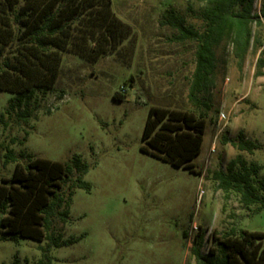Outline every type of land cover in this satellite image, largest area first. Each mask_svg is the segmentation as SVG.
<instances>
[{"label": "rangeland", "instance_id": "1", "mask_svg": "<svg viewBox=\"0 0 264 264\" xmlns=\"http://www.w3.org/2000/svg\"><path fill=\"white\" fill-rule=\"evenodd\" d=\"M110 1L136 40L128 65L112 53L96 62L63 53L53 89L35 95L27 121L7 110L15 94L0 90V180L12 175L15 162H6L12 150L22 164V152L68 163L77 155L88 166L82 179L89 184L73 189L67 221L53 220L54 232L74 243L12 241L0 231V264H195L189 249L198 227L206 231L202 253L213 230L264 232V209L242 205L235 193L226 198L214 178L237 154L259 164L257 177L264 178V75L255 76L257 59L264 58V22L262 47L251 40L241 68L229 40L215 49L206 94L212 107L192 160L195 174L141 152L140 145L151 106L195 111L187 99L195 43L172 41L176 31L158 21L168 9L196 29L201 21L186 11L187 0ZM259 9L255 0L253 12ZM251 30L253 37L257 27ZM121 88L123 98L115 99ZM240 133L258 144L253 153L232 145Z\"/></svg>", "mask_w": 264, "mask_h": 264}, {"label": "trees", "instance_id": "2", "mask_svg": "<svg viewBox=\"0 0 264 264\" xmlns=\"http://www.w3.org/2000/svg\"><path fill=\"white\" fill-rule=\"evenodd\" d=\"M254 2L187 0L186 11L201 21L199 29L187 24L173 9L163 12L158 24L176 31L172 41L195 43V65L187 93L195 111L151 106L142 130L141 152L200 173L192 160L200 151L206 115L212 107L206 94L215 73V49L229 40L241 68L251 40L255 48L262 47L264 0H260L258 13L253 12ZM252 24L257 27L253 37ZM135 43L131 26L115 15L110 0H0V90L15 94L7 110L15 111L18 120L27 121L34 111L29 104L35 95L53 89L63 53L88 62L112 53L128 65ZM263 68L264 58L260 56L255 76L264 75ZM123 90L114 98L122 99ZM231 143L248 153L258 148L242 133ZM20 157L26 158L25 164L17 161L12 150L6 153V162L13 161L15 166L10 178L0 180V231L12 241L47 239L54 247L74 243L72 238L64 240L61 232H54L53 220L67 221L75 187L89 189L82 179L87 164L77 155L69 163L27 152ZM259 170V164L247 163L237 154L226 171L214 173V178L226 198L235 193L242 205H257L261 211L264 178L257 177ZM205 233L198 227L191 241L189 254L195 264H264V232L234 226L222 233L213 230L207 252L202 253Z\"/></svg>", "mask_w": 264, "mask_h": 264}]
</instances>
